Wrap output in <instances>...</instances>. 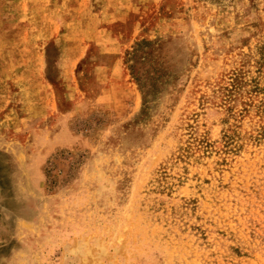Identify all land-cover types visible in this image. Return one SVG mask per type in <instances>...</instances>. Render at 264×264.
Returning a JSON list of instances; mask_svg holds the SVG:
<instances>
[{
	"label": "rangeland",
	"instance_id": "obj_1",
	"mask_svg": "<svg viewBox=\"0 0 264 264\" xmlns=\"http://www.w3.org/2000/svg\"><path fill=\"white\" fill-rule=\"evenodd\" d=\"M0 264H264V0H0Z\"/></svg>",
	"mask_w": 264,
	"mask_h": 264
}]
</instances>
